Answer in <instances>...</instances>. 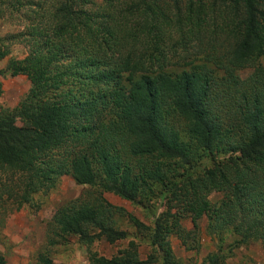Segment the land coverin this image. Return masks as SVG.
Returning a JSON list of instances; mask_svg holds the SVG:
<instances>
[{"label": "trees", "instance_id": "trees-1", "mask_svg": "<svg viewBox=\"0 0 264 264\" xmlns=\"http://www.w3.org/2000/svg\"><path fill=\"white\" fill-rule=\"evenodd\" d=\"M6 16L23 28L0 35V59L14 42L27 53L8 57L0 76L23 73L30 88L0 106V226L65 175L85 187L45 221L49 245L125 238L119 212L165 250L163 264H181L168 259L174 200L180 217L206 213L211 233L264 240V0H0ZM106 192L168 203L145 224ZM138 251L131 242L89 264L157 261ZM225 258L222 250L200 264ZM33 264L62 263L40 248Z\"/></svg>", "mask_w": 264, "mask_h": 264}, {"label": "rangeland", "instance_id": "rangeland-1", "mask_svg": "<svg viewBox=\"0 0 264 264\" xmlns=\"http://www.w3.org/2000/svg\"><path fill=\"white\" fill-rule=\"evenodd\" d=\"M12 12L14 15L16 14L14 10L6 13ZM9 17L0 19V35L16 32L23 28L16 19L13 20ZM26 53L25 44L14 42L10 45L9 53L5 58L0 59V69L5 66L8 57L20 58ZM260 62L264 66V56L260 57ZM251 71L252 67L247 66L239 69L238 74L244 78ZM0 81L3 88V94L0 96L1 107L17 105L30 88L29 79L23 73L0 76ZM211 163H214L212 159L210 161L207 158L203 160L206 167H210ZM84 187L85 185L76 184L72 176L64 175L56 181L54 187L50 188L46 194L35 193L32 202H30L34 204H24L20 208L8 212L2 226H0V251L4 254L5 264H33L37 250L40 248L48 249L56 263L89 264L94 253L96 256L111 257L117 254L120 249L129 246L131 242L138 245L139 259L141 260H147L151 253L157 254L156 262L145 264H163L162 261L166 255L163 254L162 256V253L165 250L162 248V250L156 251V248L151 245L149 233H143L135 227L133 220L127 214L122 216L119 212H116L115 218L118 226L127 230L128 234L125 238L111 242L103 236L88 244L78 234L70 237V241L64 246L47 244L45 221L57 207L77 198ZM105 195L112 203L124 206L127 211L145 224L151 220V214L148 216L149 210L154 209V212L160 213L166 209L168 203L164 195L157 196L144 206H137L113 192H106ZM220 197L221 192H211L207 199L213 205ZM180 210V205L177 200H174V207L170 210L171 213H174V217H168L167 223V226L170 227L167 239L172 249L168 257L170 261L181 262V264H200L208 254L219 253L223 250L224 255H226V264H264V240L239 244L227 227L222 229L223 231L219 234L211 233L212 228L209 226L206 213H202L200 217L193 219L194 217L189 211H184V217H180ZM178 216L180 218H177ZM175 220L176 222L172 224ZM181 227L185 229L186 239L184 241L177 234Z\"/></svg>", "mask_w": 264, "mask_h": 264}]
</instances>
